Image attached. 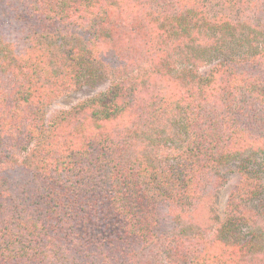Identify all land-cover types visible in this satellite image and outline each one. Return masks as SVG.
<instances>
[{
    "label": "trees",
    "instance_id": "obj_1",
    "mask_svg": "<svg viewBox=\"0 0 264 264\" xmlns=\"http://www.w3.org/2000/svg\"><path fill=\"white\" fill-rule=\"evenodd\" d=\"M0 264H264V0H0Z\"/></svg>",
    "mask_w": 264,
    "mask_h": 264
},
{
    "label": "rangeland",
    "instance_id": "obj_2",
    "mask_svg": "<svg viewBox=\"0 0 264 264\" xmlns=\"http://www.w3.org/2000/svg\"><path fill=\"white\" fill-rule=\"evenodd\" d=\"M110 85V77L103 76L96 82L85 83L82 86L65 93L49 106L48 119L52 120V118H54V116H56L62 110L69 109L84 99L106 91L110 87ZM227 172L229 179L218 192L217 200L215 203L217 214L220 216H222L223 214L228 194L239 178L236 168L234 166H230L229 168H227Z\"/></svg>",
    "mask_w": 264,
    "mask_h": 264
}]
</instances>
